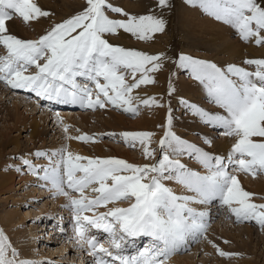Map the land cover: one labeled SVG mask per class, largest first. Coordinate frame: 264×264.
Listing matches in <instances>:
<instances>
[{"label":"snow or ice","instance_id":"1","mask_svg":"<svg viewBox=\"0 0 264 264\" xmlns=\"http://www.w3.org/2000/svg\"><path fill=\"white\" fill-rule=\"evenodd\" d=\"M216 21L233 29L244 44L264 48V0H184ZM172 0H155L146 14H134L111 0H84L81 9L58 23H50L35 39L11 31L16 18L26 24L51 20L54 13L38 0H0V82L12 90H25L53 104L78 105L88 110H120L136 116L141 108L167 107L164 129L157 149L151 147L154 132L119 134V142L140 146L154 163L133 164L118 157H84L67 149L47 153L37 150L34 159L21 161L17 172L34 175L38 185L63 196L64 207L73 214L77 243L87 245L93 264H166L172 255L189 250L192 243L206 238L214 203L227 209L235 222L254 221L264 230V203L247 191L238 173L254 178L264 175V56L244 58L241 64L220 67L216 63L179 54L173 61L189 69L204 88L208 100L221 111L209 112L180 98L179 103L206 127L220 131L231 140L226 155H216L177 135L171 101L145 97L141 90L158 83L156 73L170 59L164 53L126 48L108 37L121 32L136 40L150 42L167 26L165 13ZM110 13L112 15H110ZM116 17V18H114ZM175 88L169 82L168 96ZM58 122L63 120L57 114ZM65 133L68 127L64 128ZM115 138L116 134H109ZM81 142H96L83 134L67 136ZM211 146L212 140L205 137ZM195 159L203 171L189 168L178 157ZM166 181L183 188L177 193ZM264 201V196L258 197ZM126 202L127 206H116ZM112 205V207H109ZM191 205L203 206L201 208ZM104 208V212H99ZM87 213H91L88 215ZM91 229L106 234L103 239L89 235ZM148 238L135 255H126L124 241ZM221 257L239 253L219 249ZM227 243V241L225 242ZM0 264H37L23 257L3 228H0ZM48 264V262H43Z\"/></svg>","mask_w":264,"mask_h":264},{"label":"rangeland","instance_id":"2","mask_svg":"<svg viewBox=\"0 0 264 264\" xmlns=\"http://www.w3.org/2000/svg\"><path fill=\"white\" fill-rule=\"evenodd\" d=\"M127 1L131 2L132 4H128ZM38 2L43 9L48 10L51 13H54V16L52 17V19L51 20L42 19L40 23H43L45 25L40 26L39 23L26 24L21 19L16 18L13 20V22H15V26H14L15 29L13 28L12 23L10 22L12 30L16 32V33L13 32L14 34H17V36H20L25 39H35L40 34H42L44 29L47 28L50 25V23H58L62 19H65L73 15L74 13L78 12L83 6L84 0H38ZM182 2L183 0H172L173 7L171 8L169 12L165 13V19L167 20V26H166L165 31L163 33L156 34L153 40L150 42H143V41L136 40L135 38L131 37L129 34H125L123 32H121L120 35L118 36L108 37L110 42L113 44L121 45L126 48L139 49V50L148 52L150 54L164 53L166 54L167 57L170 58L164 62L163 70L156 73L158 83L155 85L147 86L146 88L142 89L141 92H142V95L144 94L143 96H145V93H148L149 95L147 97L156 96L157 99H160L162 97L163 98L162 102H167L170 100L171 107L173 109L174 121L178 119H183L184 116L188 115L189 113V111L186 110L185 107L179 103L180 98H183V99L185 98L184 100H186V97L184 96V94L177 93L178 91H176V87H178L177 86L178 77L179 75L185 74L186 77L190 78L192 75L190 76L191 73L189 69L179 68L177 64L174 63L173 61H176L178 59L179 54L183 53V54L190 55L194 58L211 61L217 64L215 59L212 57H214L215 55L217 56L224 55L221 49L214 50L213 48H211L210 42H208L207 40H203V41L200 40L201 46L196 47V48H191V49H189V47L187 46L188 43L186 44L182 43L184 41H187V42L189 41L187 40V37H186L187 31L185 30L183 26V18H184L185 12L183 10L184 4ZM111 3L123 8L125 11L130 12V13L146 14L148 13L150 8L154 7L155 0H111ZM228 28L231 31V37L241 42V40L234 34L233 29L230 28L229 26ZM36 29L40 30L41 32L36 31ZM245 45H246L245 46L246 48L244 49L243 54H241V57H244V58L253 57L247 51V47L250 44H245ZM3 53H4V50L0 48V55H2ZM244 58H242V60H239L240 58L233 59L232 61H229V64L239 65L242 63ZM189 78H186V80H189ZM170 81H171V85L175 88V92H176V94L174 92L172 96L167 95ZM167 84H168V87H165V90H164V86L165 85L167 86ZM0 91L3 94L7 95L6 98H9V99H6L7 102L13 103L17 98L25 100L23 101V104L28 103L26 104L28 105V107L26 106L28 110H31V108L33 107L36 110L40 109L41 111L43 107L44 108L46 107L45 112L49 111L51 113V112H54L57 107H67V106H62L58 104L50 105L51 102L40 100L36 98L33 93L25 92L22 90H12L9 87L5 86V84L2 82H0ZM150 92H152L153 94H150ZM200 96L203 98V99L201 98L203 102L202 104L201 102H197L199 103L198 104L199 107L204 108L205 110L209 112L221 111L216 105H214L208 100L206 93L200 94ZM71 108L76 110V111H71L73 113L81 111V107L78 105H75L74 107H71ZM157 109L158 108H141V111L138 115L132 116L130 114L123 113L120 110H113L111 107H109L107 110L112 115H115L118 117L119 115H121L124 118L123 121L118 122L120 126L115 125L118 129L115 126H113V128L110 127L111 129L109 128L103 129L101 128V125L97 123V120L95 118H98L99 116L100 117L103 116L102 115L103 111H101L103 109H97V110L84 109L82 110L83 113H88L90 115L101 112L100 115H95L96 117L94 118L95 120H93V124L89 125L92 130L87 131L86 129H77L76 126L68 125L67 127H68V131L70 130L69 131L70 135L69 133L67 135V133L65 132L63 133V135L65 138L67 136L76 137V136H80L83 134H87L89 136H94L97 138L96 142L85 143V142L80 141L82 144H84V147L86 150L83 153V155H81L84 157H118V158L124 159L128 161L129 163H133V164H144V163H150V162L154 163L155 161H148L144 158V156L141 153V149L139 145H136V147L133 148V147H129L125 143L119 142L120 140L119 134L123 132H136V131L154 132L156 135L153 138L151 147L154 149H157L156 158L159 159L158 140L163 136L164 129L158 127V125L165 123L166 115L162 117L161 120L158 119V123L155 125H152L153 128L151 129L149 128L144 129L140 127V124L136 126L138 122L135 121V120L140 119L143 116H147V117L152 116L153 114H155ZM161 109H164L167 113V107L161 108ZM104 117L107 118L108 115L105 114ZM190 118L195 120L196 123L200 122L198 118L195 116H192ZM77 123L78 121L77 122L75 121V125ZM50 124L52 126V123ZM80 124L81 123H79V125ZM121 126H126V127L121 128ZM82 127L87 128V126L85 125H82ZM57 129H60V128H57ZM206 129L210 131L211 133H213L212 135L214 137L212 138H216V139L222 138L220 135H217V134H220V131L213 130L210 127H207ZM173 130L177 133V135L181 136L185 140L193 144H196L198 146L202 145L201 143L200 144L194 143L198 140V138L197 139L194 138L195 137L193 135L195 134L194 132L191 134H188L186 132H183L182 129H177L175 125H174ZM178 130H181V132H179ZM18 133H19L18 131L12 132L10 135L11 141L5 144V150L3 152L6 157L8 156L6 154V151L11 153L10 151L13 150L15 146L14 141L18 139L21 141L26 140L25 135L26 133H29V132L27 131L22 134L21 133L18 134ZM109 134H116V136L113 139V138H110ZM191 136H194V137H191ZM196 136H199V135H196ZM47 142H48L47 144L48 147L46 146L45 150L43 149L44 152L53 153V152H58L62 149H65L63 147H60L61 149L57 148L55 150L53 149V147L51 148V144H53V142H50L48 139H47ZM40 144L41 142H38L36 147L33 145H29L30 151L28 153L12 151L13 154L11 155V158H12L11 160L14 163V167L12 168L13 170H11V168L9 169L12 172H15V179H16L15 189L14 190H12L11 188H5V189L1 188L0 189V194L4 193L5 196H8L5 199H0V212L5 209L6 210H13V209L17 210L16 211L17 222L16 224L14 223L13 225L6 227V228L2 227L1 226L2 223L0 222L1 223L0 228H4V231L10 237L13 245L15 247L18 246L17 248L19 250H20L21 244H23V239L25 238L23 237V235L24 234L25 236L31 235L33 242H36L35 247H33L32 241H31L28 249L27 247L25 248L29 252L25 255L24 253H22V255L25 258L36 261L37 264H43V262H48V264H67V263H63L61 260H67L69 264H73V263H76L75 261L77 257L83 258L82 260L77 259L78 261L83 262L81 264H93V262H91L93 257H91V255L88 256V253L84 251V248H81V247L79 248L80 245H78L77 240H75L74 232L67 231L68 224H70L71 221L74 222L73 215L69 214L70 211L68 213H65L64 215L66 216L65 220L64 219H60L59 221L57 220L59 219V215L62 214L60 213L61 210H59L58 208L59 206L63 208L62 204L67 203L66 199L63 196L53 198L54 193L46 190V188L44 187L38 186L42 184L43 182L38 181L34 175L30 173H25V172H17L15 170L17 166L21 165V161L18 159H14V157L28 158L29 156L28 154H34L37 150L41 151L40 148L42 146H40ZM203 145H207V144L205 143ZM178 158L181 160V162L185 163L189 168L195 169L197 171L203 170L195 159H189L187 156L178 157ZM31 159H34L32 155H31ZM38 160L39 161L36 162L37 159H34V162L37 165L46 166L48 164L47 159H38ZM237 175H238L239 180L242 181L241 183L243 184V187L247 191L257 194L256 202L264 203V201L258 198L260 196H264V175H260L255 178L251 176L250 174L246 175L243 173H238ZM21 177L24 179V181H19ZM23 182H24V185L22 184ZM116 206L126 207L127 203L121 202L117 204ZM104 211H105L104 208H100L98 210V213L104 212ZM211 211L212 212L210 213L211 215L209 218V227L206 232V238L201 239L199 242L192 243L189 250L184 251L182 253L178 252L172 255L171 258L167 260L166 264H184V263L179 262V258L181 259L182 257H187L189 259V264H264V230H262L258 225H256L254 221H244V222H239V223L235 222L234 217L229 218V213L227 209H224V208L223 209H217V208L213 209L212 208ZM30 212H31V215H30ZM24 214H26L27 217H25V219H22V216ZM56 214H58L57 217H55ZM68 214L71 218L68 216ZM87 214L91 215V213H87ZM32 217H33V222H31ZM54 223L56 226H59V228L58 227L53 228L52 226L54 225ZM49 225L52 227V229L48 228ZM42 227L48 228V229L40 230ZM247 227L252 229L251 235H248L246 232H242L241 228L245 229ZM238 229H240L241 231L238 232ZM53 230L55 233H53ZM90 231L91 232L95 231V229H92ZM226 232H229L230 235L233 234L235 238H230ZM55 234H58V235L56 236ZM31 237H26V238H31ZM101 238L103 239V237H100V239ZM209 241L214 242L217 246L220 245L219 248L222 246V248L226 252H229V253H235L234 251L239 250L238 252L240 255L233 256L231 258H226V257H221L218 253H216V251L213 252L210 250V252H205L206 247L208 249H211V247L213 246V244L209 243ZM226 241L227 243H225ZM65 244H66V249L63 248ZM41 246H46L47 249L45 248L40 249L42 248ZM252 250L255 251V255L252 252ZM52 252L53 254H51ZM77 252H80V253H77ZM46 254H50L51 257L47 256ZM73 259L75 261L71 263Z\"/></svg>","mask_w":264,"mask_h":264},{"label":"bare ground","instance_id":"3","mask_svg":"<svg viewBox=\"0 0 264 264\" xmlns=\"http://www.w3.org/2000/svg\"><path fill=\"white\" fill-rule=\"evenodd\" d=\"M127 3L132 4L131 2H128V1H127ZM182 3L184 4L183 10L185 12L184 18H183V26H184L185 30L187 31V35H186L187 40H189L188 42L184 41L182 43H185V44L188 43L187 46L189 47V49H191V48H196V47L201 46L200 40L201 41L207 40L208 42H210L211 48H213L214 50L221 49L223 51V53H224L223 56L215 55L214 57H212L215 59L217 64L220 65L222 68L225 67L226 65H228L229 61H232L233 59H237V58L239 59L240 58L239 60H242V58H244V57H241V54H243V51L246 48L245 47L246 45L231 37V31L227 25H225L223 22L213 20L211 17L202 13L203 11L200 10L199 8H194L190 5H187L184 2V0ZM11 23H12L13 28L15 29V27H14L15 22L11 21ZM11 23H10V28H11ZM39 24H40V26L45 25L43 23H39ZM11 31L14 32L12 30V28H11ZM36 31L41 32L38 29H36ZM14 33H16V32H14ZM180 38H182V37H180ZM185 44H184V46H185ZM188 47H187V49H188ZM247 51L253 57L264 56V48H260V47H257L255 45H252V44H250L247 47ZM190 73H191V71H190ZM191 75L192 74H190V76ZM186 78H189V77H186L185 74L179 75L178 84H177L178 87H176V91H178L177 93L184 94V96L186 97V101H189V102L196 104V105L199 104L197 102H201V104H202L203 98L200 96V94L206 93L203 86L198 81H196L193 76H191L189 78V80H186ZM165 87H168V84H167V86L166 85L164 86V90H165ZM22 91H25V90H22ZM25 92H27V91H25ZM150 94H153V93L150 92ZM175 94H176V92H175ZM141 95H142V92H141ZM148 95H149L148 93H145V97H147ZM6 97H7V95L3 94L0 91V189L1 188H3V189L11 188L12 190L15 189V183H16L15 172L11 171V170H13L12 168L14 167V163L11 160L12 159L11 155L13 154L14 151L27 152L28 153L30 151L29 145H33L36 147L38 142H41L40 146H42V147L40 149H41V151H43V149L45 150V147L48 144V142H47V139H48L50 142H53V144H51V148L53 147V149H55V150L57 148L63 147V148L68 149V151L72 152L75 155H83V153L86 151L84 144H82L80 141L75 140V139L69 140L66 137L64 138L63 133L65 132L64 131L65 127H67L68 125H71V126L73 125V126H76L77 129H86L87 131L92 130L89 125L93 124V120L96 119L97 123L101 125V128L111 129L110 127L113 128V126H115V125L120 126L118 122H121L124 120V118L121 115H119V117L112 115L107 110L108 108L101 110V111H103L102 117L99 116L98 118H95L96 117L95 115H100L101 112H98L97 114L90 115L88 113H83L82 110H84L85 108L83 109L81 107V111L77 110L78 112L73 113L71 111H76V110H74L71 107H74L75 105H63V104H58V105L67 106V107H57L55 109V111L51 112V113L49 111L45 112L46 107L45 108L43 107V109H41V111H40V109L36 110L33 107L31 108V110H28V108H26V106L28 107V105H26L28 103L23 104V101H25V100L17 98L13 103H11V102H7L6 99H9V98H6ZM50 105H55V104L50 103ZM57 114L63 120V125H61L58 122ZM105 114L108 115L107 118L104 117ZM165 115H166V111L164 109L158 108L156 110L155 114H153L152 116H150V117L143 116L140 119L135 120L138 122L137 124L136 123L135 124H136V126H138L140 124V127L144 128V129H148V128L151 129V128H153L152 125L157 124L158 119L161 120V118L164 117ZM192 116L193 115L189 112L188 115L184 116L183 119L175 120L174 125L177 127V129H182L183 132H186L188 134H191L194 132L195 134H193V135L195 137L194 136H191V137H194L196 139L198 138V140L194 143H198V144L201 143L202 145H199V147L204 148L207 151H209L213 154H216V155H226L228 153L229 148H230L231 140L222 134H217V135H220L222 137L220 139L212 138V137H214L212 135L213 133L208 131L206 129L207 127L199 119L198 120L200 122L196 123L195 120L190 118ZM75 121L76 122L78 121V123L76 125H75ZM50 123H52V126ZM79 123H81V124L79 125ZM82 125L87 126L88 129L86 127H82ZM122 127H126V126H121V128ZM57 128H60V129H57ZM14 131H18L19 132L18 134H20V133L22 134V133L27 132V131L29 133H26V135H25L26 140L21 141L18 139L16 141H14L15 146L12 150L13 152L10 150L9 151L11 153L6 151V154L8 155L6 157L4 155V152H3L5 150V144L7 142L11 141L10 135ZM69 131L67 132V135H68ZM178 131L181 132V130H178ZM69 135H70V133H69ZM196 135H199V136H196ZM205 137H208L212 140L211 146H209L208 144L203 145V144H205L204 143ZM60 138H61V140H60ZM58 140H60V141H58ZM28 155H29L28 159L29 158L31 159V155L30 154H28ZM38 161L39 160L37 159L36 162H38ZM9 168H11V170ZM19 181H24V179L21 177ZM240 182H242V181L240 180ZM167 183L169 184L168 186L172 187L178 194L182 193L184 191L181 186L175 184L172 181H167ZM22 184L24 185V182ZM241 185L243 186L242 183H241ZM3 195H4V193L0 194V199H5L8 197V196H5V195L3 196ZM62 205H63V208L60 206L58 208L59 210H61L60 213H62L59 215V219H57L58 221L60 219L65 220L66 216H64V215H65V213L69 212L68 208L64 207L65 203H63ZM191 206L198 207V208L203 207V206H199V205H191ZM109 207H112V205H109ZM212 208L213 209L214 208L223 209L218 204L214 203L212 206H210L208 208V211L210 213L212 212L211 211ZM53 209H54V207H53ZM16 211L17 210H15V209H13V210H6L5 209V210L1 211L0 212V215H1L0 216V222L2 223V225H1V223H0V225L2 227L6 228V227L13 225L14 223L16 224V222H17ZM215 211H217V210H215ZM69 214L73 215L71 212ZM69 214H68V216H69ZM30 215H31V212H30ZM57 216H58V214H56L55 217H57ZM25 217H27L26 214H24L22 216V219H25ZM31 219H32L31 222H33V217ZM52 227L53 228H57V227L59 228V226H56L55 223ZM52 227L50 225L48 226L49 229H52ZM48 228L42 227L40 230H43V229L46 230ZM54 230H53V233H55ZM241 230H242V232H246L248 235H251V232H252L251 228H249V227H247L245 229L241 228ZM241 230L238 229V232ZM67 231L68 232L69 231L74 232L75 240H77L76 233L74 230V222L73 221H71L70 224H68ZM226 233L230 238H235V236L233 234L230 235L229 232H226ZM92 234L96 235L98 239H100V237H103L105 247H109V242L106 238V234L103 235V233L101 234V232H97L96 230L89 232V235H92ZM55 235L57 236L58 234H55ZM23 237H25V238L23 239V244L20 243L21 244L20 251H21V253H24V255H25L29 252L25 248L27 247V249H28V247L30 246V242L32 241L33 247H35L36 242H33L31 235L25 236V234H24ZM26 237H31V238H26ZM46 237H48V236H46ZM131 239H133V238H130V239L122 242V243H124L125 248L130 246V244H132ZM141 239L142 238H135L137 246L135 248V251L132 252V255L136 254V250L139 247L138 245L144 247L147 244L148 238L147 239L145 238L144 240H142L140 242ZM69 243H70V241H69ZM135 244H132V245H135ZM235 244H237V243H235ZM41 247L42 248H40V249H44V248L47 249L46 246H41ZM80 247L81 246H79V248ZM63 248L66 249V244L64 245ZM81 248H84V251H86L88 253V256H90L87 245H85L84 247H81ZM138 249H141V248L139 247ZM219 249L224 250L222 248V246ZM210 250L213 252L216 251V253H218L216 247L212 246L211 249H208L207 247L205 248V252H210ZM238 251L236 250L234 252L239 253ZM252 252L255 255V251L252 250ZM77 253H80V252H77ZM29 254H28V256H29ZM51 254H53V252ZM125 254L129 255V251H126ZM46 255L51 257L50 254H46ZM77 259L82 260L83 258L77 257L76 261L73 259V261L71 263H73L74 261L76 263H73V264L83 263L82 261H78ZM61 261L63 263L69 264V262L67 260H61ZM88 261H90V260H88ZM91 262H93V261L91 260ZM179 262L184 263V264H189V259L187 257H182L181 259L179 258Z\"/></svg>","mask_w":264,"mask_h":264}]
</instances>
